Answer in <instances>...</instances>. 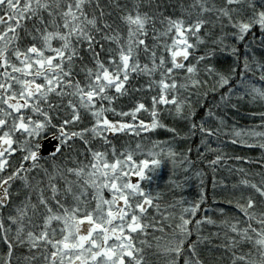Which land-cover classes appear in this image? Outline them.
I'll return each mask as SVG.
<instances>
[{
    "label": "snow or ice",
    "instance_id": "6c2138e0",
    "mask_svg": "<svg viewBox=\"0 0 264 264\" xmlns=\"http://www.w3.org/2000/svg\"><path fill=\"white\" fill-rule=\"evenodd\" d=\"M254 105L264 0H0V264H264Z\"/></svg>",
    "mask_w": 264,
    "mask_h": 264
},
{
    "label": "trees",
    "instance_id": "16d2710c",
    "mask_svg": "<svg viewBox=\"0 0 264 264\" xmlns=\"http://www.w3.org/2000/svg\"><path fill=\"white\" fill-rule=\"evenodd\" d=\"M262 110H264V109L260 108L258 105H254V106H249L248 108L242 109L241 111L246 114L249 111H262ZM237 119H238L239 124L245 125V126H251V125H255V124H259L260 123L258 118L253 120V119L247 118L245 116L244 118L237 117ZM159 138L163 139V138H166V137H165V135L163 133H161ZM236 151H240V150L237 149ZM246 154L250 155V156H253V157H257V156L260 155V152H259V150H256V151H253V152H248ZM219 178L220 177L218 176L217 179H219ZM193 183L195 184V181ZM206 186H207V195H208V198H209V202H208L207 205H205V207H210V208L215 209L217 207V205H214L212 203L213 192H212V188H211V175L210 174L206 178ZM165 191H167V190L165 189ZM195 191H196V189L193 187L192 189H190L189 192L183 193V195L189 196V198H191L190 193L194 194ZM176 195L179 196L180 193H177ZM165 198L166 199H171V195H168ZM217 199H219V197H217ZM220 206H223V205H220ZM215 231H217V229L209 227V228L205 229V231L203 232V235H208L209 232H215ZM157 235H159V234L157 233ZM192 239L194 240L195 236H193ZM212 242L213 243H218V241H216V240H213ZM148 257H149L150 261L155 262V264H159V258L156 257L153 254L152 250L148 251Z\"/></svg>",
    "mask_w": 264,
    "mask_h": 264
}]
</instances>
